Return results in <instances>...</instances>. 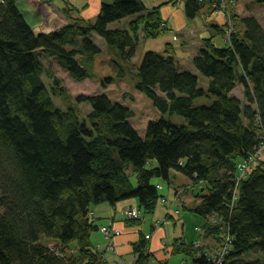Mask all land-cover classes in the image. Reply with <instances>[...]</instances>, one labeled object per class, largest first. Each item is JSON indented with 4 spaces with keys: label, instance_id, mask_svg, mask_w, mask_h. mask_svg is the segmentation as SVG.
<instances>
[{
    "label": "trees",
    "instance_id": "trees-1",
    "mask_svg": "<svg viewBox=\"0 0 264 264\" xmlns=\"http://www.w3.org/2000/svg\"><path fill=\"white\" fill-rule=\"evenodd\" d=\"M19 1L0 0V264H110L92 243L100 229L92 206L136 199L143 214L153 213L165 198L155 179L169 182L172 170L193 184L206 183L207 192L193 194L199 203L191 211L206 219L196 226L204 241H229L224 264H264V162L255 158L264 146L263 24L244 16L230 44L203 40L193 65L209 79L206 88L179 66L169 46L146 51L135 68L136 88L162 115L147 122L143 136L131 124V108L106 93L73 100L53 63L74 81L88 79V61L102 51L95 36L109 53L132 61L142 36L163 33L162 8L176 0L151 8L143 0H112L102 3L94 21L78 17L39 34ZM184 1L189 19L208 3ZM130 15L128 28L109 26ZM116 68L125 71L118 62ZM45 73L54 84L50 90ZM57 95L65 109L56 105ZM200 96L214 100L195 106ZM80 103L91 105L83 118ZM174 114L188 124L167 117ZM251 158L243 174L240 165ZM195 240L177 251L194 263L213 264L199 256ZM148 248L140 238L133 264L150 263ZM252 253L261 256L248 259Z\"/></svg>",
    "mask_w": 264,
    "mask_h": 264
},
{
    "label": "crops",
    "instance_id": "crops-1",
    "mask_svg": "<svg viewBox=\"0 0 264 264\" xmlns=\"http://www.w3.org/2000/svg\"><path fill=\"white\" fill-rule=\"evenodd\" d=\"M110 1L42 0V2L36 3L35 0H20L18 7L21 8L25 19L32 26L34 32L39 34L52 32L78 17L89 21L95 20L102 7V3ZM176 2L165 5L162 8L166 21L163 33L166 36H161L159 40H155L159 41V44L156 46L149 45L148 39L142 40L139 43H143V53L153 50L164 52L169 46L170 53L177 58L179 66L186 70H192L193 59L203 47L202 41L210 37H213L215 43L221 41L223 34L219 31V28H225L224 15L217 12L213 14L209 13L205 17L206 12H208V6H206L195 19H189L185 12V1L176 0ZM69 7L72 9L71 11L67 10ZM147 8L150 7L147 6ZM173 41L176 42V45L173 44ZM100 47L102 50L104 47L106 48V42ZM182 63L188 65L182 66ZM260 152L264 155V148ZM156 184L161 188L160 192L165 195V188L160 183ZM187 189L184 190V193ZM182 191L183 188L177 192L178 200L182 195ZM165 199L167 201H160L161 204L159 203L160 206H157L155 212L150 213V215L143 214V219L140 222L127 220L124 212L128 207L139 210V200L130 199L118 202L116 205L108 202L95 205L91 213H93L94 219H97L100 229L92 234L93 246L105 256L110 264H116L120 257L123 258L125 264H133L137 259L134 249L136 243L140 241V238L145 237L149 243L148 249L153 254L149 264H198L194 263L185 253H180L177 250L184 241L192 243L195 238L199 237V233L196 232V236L191 240L187 239L185 235L186 231L184 230V215H182L183 212L178 205V200L170 203L166 195ZM190 200L191 198L188 197L187 199L183 198L181 203L186 204ZM192 201H195V199ZM106 225H112L116 229L119 228L121 232L114 239L115 250L106 249L108 241L101 230ZM180 227L182 228L180 229Z\"/></svg>",
    "mask_w": 264,
    "mask_h": 264
},
{
    "label": "rangeland",
    "instance_id": "rangeland-1",
    "mask_svg": "<svg viewBox=\"0 0 264 264\" xmlns=\"http://www.w3.org/2000/svg\"><path fill=\"white\" fill-rule=\"evenodd\" d=\"M147 6L150 8L154 5H157L159 3L165 2L166 0H143ZM169 1V0H168ZM36 3L42 2V0H35ZM112 2V0L110 1ZM211 1H208V12H206L205 17L211 13H222L224 15V21H225V34H223L221 41L217 42L218 45H227L230 44V37L226 36L227 33L231 32L232 30L229 27H232L233 30H242V24L240 21L241 17L244 16H250L254 15L264 26V4L257 3L256 0H224L223 3H225V6L227 7H220L216 11L213 10L212 6L210 5ZM45 4V3H44ZM205 6V7H206ZM204 9V8H203ZM218 14V15H219ZM222 16V15H220ZM135 15H130V17L123 18L119 21L111 23L109 26L112 28L122 27V28H128V22L130 19L134 18ZM94 21V20H92ZM161 36H166L165 33H162L160 36L148 39L149 45H157L159 44V40ZM142 40H145L144 36H142ZM95 41L100 46H103L105 44V40L101 38L100 36H95ZM172 41V40H171ZM176 41V40H175ZM173 41V44L176 45V42ZM157 42V43H155ZM104 43V44H103ZM103 44V45H102ZM203 44V41H202ZM143 43H139L136 47V54L134 55L132 61H125L123 59H119L113 51L108 52L107 48H103L101 52L93 59L89 60L88 62V70L91 72V75L88 79L84 81H74L68 72L62 70L59 68V66L55 63H53L54 71L56 74L62 79V83L67 87L69 94H71L75 100L76 97H79V95H94V94H100L106 93L112 101L124 104L131 108L133 113H135L134 118L131 119V124H133L134 128L137 129L138 133L141 135H145L147 122L149 120H156V118L161 117L162 113L158 111L157 108H155L153 101L147 96V94L142 91H139L136 88V83H138L139 76L137 75L136 67L140 62L142 61V56L144 52V48L142 47ZM110 54V55H109ZM46 63H49L45 60ZM119 63L122 65L124 72H120L116 68V63ZM187 66L188 64H183L182 66ZM192 71L196 73L199 78V85L201 87L206 88L207 83L209 82V79L204 77L194 65H192ZM111 79V80H109ZM43 82L47 86V88L50 90L51 87L54 85L52 84V78H50L46 73L43 75ZM239 91V92H238ZM237 91L239 96H242V90L239 89ZM54 101L56 105H59L63 109L66 108V105L64 104V101L61 99L60 96H53ZM214 100L213 97H207V96H200L199 98H196L194 100L195 106L200 105H210V103ZM80 111L79 115L83 118L88 114L91 110L90 104L80 103L79 105ZM167 117L171 118V120L175 123L179 124H188V121L181 116V115H167ZM261 161H264V155H262L261 152ZM242 163V162H240ZM170 180L169 182L165 180L164 178L155 179L157 183H160L165 190V195L168 197L170 203L172 201H177V192L182 191V195L180 199L178 200V205L182 209V215H184L183 220H185L184 223V230L186 231V237L187 239L191 240L194 236H196V232L199 233L201 231V228H196V226H203L206 222V219L199 215L198 213L191 211L193 206L197 205L199 201L198 198L194 197L193 194H202L203 192H207V187L205 186L206 183H196L193 184L191 179L184 176L182 173H178L174 170L170 172ZM133 183H136L135 176H131ZM188 188V189H187ZM187 191L184 193V190ZM191 198L190 201H187L186 204L181 203L183 198ZM195 199V201H192ZM160 201L166 202L167 199L161 198ZM105 204V203H100ZM161 204V203H160ZM158 205V207L160 206ZM99 205V204H96ZM177 205V204H176ZM95 207V205L92 206V208ZM186 207V208H185ZM131 208V207H128ZM128 210V209H126ZM141 210V209H140ZM125 211V210H124ZM150 215V214H146ZM143 219V218H142ZM140 219V221L142 220ZM132 220V219H131ZM182 227H180L181 229ZM116 229V228H115ZM119 229V228H118ZM119 230V235H120ZM199 236V235H198ZM118 237V236H116ZM116 237H111L112 244L114 245V239ZM196 239V238H195ZM106 240H110L108 237ZM195 241L200 242L202 244L204 249H208L211 252H216L218 249L219 244L217 240L214 238H208L205 239V241L202 239L201 236H199ZM46 243L50 244V242L46 241ZM225 242H223L224 244ZM115 246V245H114ZM113 250H115L113 248ZM102 256V254H101ZM261 255L259 254H250L247 256L248 259H256L259 258ZM105 258V256H103ZM106 259V258H105ZM122 257H120L118 262H122ZM107 261V259H106ZM118 262L116 264H118Z\"/></svg>",
    "mask_w": 264,
    "mask_h": 264
},
{
    "label": "built area",
    "instance_id": "built-area-1",
    "mask_svg": "<svg viewBox=\"0 0 264 264\" xmlns=\"http://www.w3.org/2000/svg\"><path fill=\"white\" fill-rule=\"evenodd\" d=\"M201 1H204V2L211 1L210 5L212 6L213 10H215V11L220 7H227V6H225V3H223L224 0H201ZM229 28L232 31L227 33L226 36H228V34L231 35L234 31L232 27H229ZM230 35H229V37H230ZM263 148H264V146H263ZM260 154H261V152L259 151L256 154L255 158L262 159ZM253 159L251 158L250 161L240 165V169H241V171H243V174H244V172L248 166L247 163H250ZM124 212H125V217L127 220L128 219L139 220V219L143 218V211H141L140 209L135 210L131 207V208H128V210H125ZM101 230H102L103 234H105L106 238L108 237L110 239L109 241L107 240L108 242H107L106 249L107 250H113V248L115 249V246L112 244L111 237L118 236L119 235V229H115L112 225H106V226L102 227ZM193 247L195 249H198L199 256H203V255L206 256L208 261L212 262L213 264H224V260H225L226 256L228 255V253L230 252L229 250H230L231 245L229 244V241L227 240V241H225L224 244L221 245V247H218L216 252H211L207 248L204 249L202 244H200V242H198V241H195V244ZM102 256H103V254H102ZM118 264H125V261L122 259V262H118Z\"/></svg>",
    "mask_w": 264,
    "mask_h": 264
}]
</instances>
